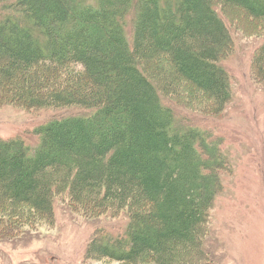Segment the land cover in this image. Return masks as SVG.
Instances as JSON below:
<instances>
[{
	"label": "trees",
	"instance_id": "trees-1",
	"mask_svg": "<svg viewBox=\"0 0 264 264\" xmlns=\"http://www.w3.org/2000/svg\"><path fill=\"white\" fill-rule=\"evenodd\" d=\"M232 11L261 27L264 82V0H0V105L75 109L35 128L36 143L0 138L7 223L53 222L57 205L124 216L121 234L91 235L88 258L214 264L206 242L230 157L177 107L228 106Z\"/></svg>",
	"mask_w": 264,
	"mask_h": 264
},
{
	"label": "rangeland",
	"instance_id": "rangeland-1",
	"mask_svg": "<svg viewBox=\"0 0 264 264\" xmlns=\"http://www.w3.org/2000/svg\"><path fill=\"white\" fill-rule=\"evenodd\" d=\"M229 14L224 20L232 31L234 50L222 63L231 77L228 106L218 116L192 114L181 106L177 111L183 119L223 137L230 157L232 173L222 176L206 242L214 264H264V82L253 75L255 51L263 36L257 34L261 27L239 11ZM74 112L72 108L0 105V138L24 136L36 143L35 128ZM31 215L17 226L0 213V264H129L86 256L93 233L117 236L127 226L126 217L88 219L62 205L56 206L53 222ZM132 264L154 263L147 259Z\"/></svg>",
	"mask_w": 264,
	"mask_h": 264
}]
</instances>
